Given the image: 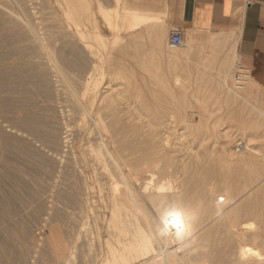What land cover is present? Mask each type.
I'll use <instances>...</instances> for the list:
<instances>
[{"label":"bare ground","instance_id":"obj_1","mask_svg":"<svg viewBox=\"0 0 264 264\" xmlns=\"http://www.w3.org/2000/svg\"><path fill=\"white\" fill-rule=\"evenodd\" d=\"M69 1L68 2L67 0L64 1V3L66 2L65 6H68L66 7L68 8V11L70 8ZM97 4L99 5L97 6L98 9L101 11L100 12L101 20L106 21L108 23L107 26L109 25V29L115 32V30L119 26L118 23L116 24V22H118L117 21L118 18L121 17V13H118L116 11H113V12L107 11L108 9L106 10L105 8H103L102 4L100 3H97ZM62 5H64L63 2H62ZM55 7L57 8L58 11L62 12V9L60 8V6L59 7L55 6ZM97 7H96V13H97ZM75 8H78L80 14L85 16V19H83L85 20L84 22H88L90 26L88 25L87 26L89 28L91 27L92 29L86 38L93 39V40L95 39L101 40L100 38L104 37L102 35L101 28L93 25L92 15L94 14V12L92 8L91 0H77V4H74V6L71 9V15L73 14L72 16L74 17H75L74 13L76 10ZM63 11L65 10L63 9ZM80 14L78 17H80ZM133 14H135L133 15V21H132L133 23L131 25L129 24L130 26L128 29H125L129 33L134 32L140 26L139 16H138L139 14L138 15L136 13H133ZM67 17L68 16H66V18ZM70 19H67V20H70ZM75 19L73 20L77 21ZM83 20L81 19L80 22L77 21V24L79 23L82 25ZM72 23L74 24V22ZM144 24H146L145 21H143V25ZM29 26L30 28H32L30 24ZM79 27L83 29V27L81 26ZM79 27L78 26L75 27L77 28V30L75 31H77L76 33H78L81 38H84L87 32H85V35H84L83 30H80ZM124 27H126V25ZM33 35L37 40V36L35 35V33ZM79 35H78V38H80ZM39 38L41 39V37ZM88 39H87V42H88ZM93 40H90V41L94 43ZM105 40H104V43H106ZM115 42L119 43V41L117 40ZM104 43L102 42L103 45H105ZM87 45L89 46L88 43ZM92 45L90 46L93 47ZM95 46H97V44ZM44 47L43 49H45ZM97 48H94V49H97ZM44 51H43V54H44ZM47 53H49V51H47ZM92 53H91V56H93ZM95 53L97 54V52ZM181 54L182 52L179 51L178 49H172L169 51V55H167L166 57L167 59L166 63H168L167 64L168 69L171 68L173 70V71L169 70L170 71V77H169L170 81L169 82H170V85L174 87V89L184 87L183 83L185 80H183L182 76L177 72V70L178 71L180 70L177 69L175 71L176 67L178 68L176 64L183 58ZM235 57L237 58L236 59V62H237L238 57L236 55ZM150 60L151 59H149V61ZM77 61L75 62L78 63ZM152 64H154V61ZM152 64H151V67H152ZM164 64H165V61H164ZM155 65H156V62H155ZM51 66L53 67L52 78L55 77V79H52L51 81H53L54 84H57L55 86H57L56 88L58 89H60V87H62V89L64 87L67 88V91L69 92V101L67 102H70L72 105V106H68L69 107L68 109L63 104V102L66 103L65 101L59 103L60 105L61 103L63 105V106L61 105L62 108L60 105L59 106L63 110L62 112L66 116V119H70L71 117L75 121L74 126L71 124H70L71 126L68 124L67 125L65 124V126L63 125L64 126V128H62L63 137L61 138V140H63L64 144H73L75 146L74 148L76 149V161L78 164L77 167L79 168V170L77 169L79 173L78 174L79 175V182H78L79 185L77 189L79 199L77 198L76 199L77 201L79 200V202L76 203V205L72 208V211L74 213L72 214L70 213V216L68 215L69 217L64 216L63 223L65 222L67 218H69L67 220L68 222L65 223L66 227H64V229L63 227H59L60 226L59 224L58 226L53 225V226H50L49 228L48 238H45L46 240L49 239V241L48 240L47 241L51 243L49 244L48 242H46L47 245L50 247V248L48 247L50 250L49 253H50V258H51L49 260L51 261L49 264H72L73 261H76V264H264V159H262L264 158V153H263V150H259V148H256L255 146L251 145L255 143L253 142V139L255 137L252 139L253 136L249 137L250 134L249 136L246 137L244 133L240 132L242 135L245 136V138H248V139H244L246 144H243L241 141V143L243 144L242 149L238 150L235 147L237 151L236 150L234 151V149L233 150L231 149L230 145H229L230 147H228L229 149H226L227 147L225 148L224 146H222L221 148H219L220 146L219 147L216 146L217 149L219 148L218 150L221 149L223 152V154H220V155H218L219 153L217 152V155L219 156V157L217 156L218 158H215L216 156L213 158V155L216 154V150L215 152H212L214 153L212 156L210 153L204 156L196 154V153H194V155L191 154L190 152L192 151L196 152L192 149H189L194 144L191 146H187L188 149L191 150L189 151V153L186 151L187 148L185 146L184 150L186 151V153L182 149L183 153L181 152V155H177L179 153L178 151L181 148L178 150L180 146L178 148L176 147V144L180 140H179V137H175L177 135H174V134H177L178 132L176 133L175 132L176 130L172 131L171 129L173 128L170 129V127L172 126V125L170 126L172 121L173 123H175L174 121L177 120L176 117L172 113L162 114V113H159L160 110L157 111L158 109L157 110L155 109V111H157L155 112L154 109H151L148 106H146L145 108L143 107V109L141 110L138 109L136 113L133 112V114L129 110H127L126 112V110L119 108V105L121 104L119 105L116 104L115 97H114L115 94L111 92L112 87H109V89L105 88V91L99 94V101L96 106L97 94L99 90L101 89L100 85H101L102 79L95 78L97 77L96 75H94L96 74V72L94 71L95 68L93 70H90V71H94L95 72L94 74L93 72H90L89 69H87L88 72L85 71L86 74L84 73L85 75L82 81H79L80 84L78 83L79 88L76 89L77 86L74 84L75 85V88H74L73 84L70 83L69 80L67 79L66 77L67 75L65 76L59 70L57 65L52 64ZM157 68H158V65L156 69ZM238 68L239 66L236 67L234 65L233 68L229 69V72L227 73V75H224L226 82L223 85L225 86L227 90L226 93H229V96L233 101L236 102L240 100L241 102L242 101L247 102L248 101L247 97H251L255 86H258V87L260 86L251 78L249 74H248L246 83L240 82V75L238 74V71L237 72L234 71L235 69L238 70ZM106 71L108 72V70ZM119 73L115 74V77L113 78L122 80V78L119 76ZM97 75L99 74L97 73ZM107 75L109 74H106V77L109 78ZM100 76L102 77L101 73H100ZM104 77H105V74H104ZM164 83L165 82L161 81L162 85ZM58 89L54 92L53 94L54 97H59L58 95L59 93H62V94L64 93L61 91L62 89L60 90L61 92H59ZM113 89L115 88L113 87ZM0 90L2 91V89ZM119 90H117L118 92L116 91L117 97L122 96V94L124 93V90L120 92ZM230 94L232 95V97ZM61 99L63 100L62 97ZM134 100H137V99H134ZM121 106H123V104ZM18 107L19 106L17 105V110H15V111H18L17 113L18 121L19 120L24 121L23 117L25 116L22 115L23 111L22 109H19ZM53 109L51 108V110ZM57 109L59 110V108ZM128 112H130L131 114H128ZM196 114L198 115L199 113H196ZM44 116H46V113ZM167 117L170 120V122L169 120L166 121L165 118ZM191 117L192 115L186 119H184L185 117L184 118L180 117L179 120H182L185 123V126H184L185 128L184 127L183 128L186 129V131L189 130L199 135L197 139L199 145H202L208 139L210 140L214 139L217 141L218 134L222 130L225 129V127H223V124H222L221 129H217V125L214 124V123H217L216 121L214 123H210L208 122L207 119H202L201 117L197 118L198 121H195L193 120V117L192 119H190ZM32 119L34 120V118ZM2 124L3 122L0 123V125ZM239 124H241L242 125V126L240 125L241 128L244 129L243 124L242 123H239ZM46 125H47V122H46ZM8 126L9 125H7V128ZM22 128L25 129L24 127ZM1 131L2 129L0 128V132ZM22 131L23 130L19 131L18 129L17 135L19 136L21 135L22 137H24L23 133L25 131L24 132ZM52 131L51 133H49L50 137H48L49 134L46 135V137L49 138L48 139L49 141H51L50 138L52 139V137L53 138L55 137L52 135L53 134ZM172 132H175V133L173 134ZM184 133H185V130H184ZM195 133L193 134L195 135ZM181 134L182 132L180 133V135ZM222 134L225 135L226 137V132ZM184 135L185 134L180 136L181 139ZM227 136L229 138L230 135H227ZM220 138H223V137L221 136ZM186 140H187V137H186ZM54 141H56V139ZM42 142L43 141H40V143L39 142L38 143L41 145ZM181 142L183 141H180V143ZM223 144L224 143H222V145ZM40 145L38 146L39 148H40ZM68 146L69 145H67V147ZM81 146L83 147L85 151L84 156H82L79 151V148ZM65 147L66 145L63 146L62 148H65ZM174 147L176 148L174 149ZM182 148H184V146ZM213 148L215 149V147ZM36 150H38L37 147H36ZM205 150H208V149H205ZM50 151L53 153L55 157L56 154L54 153V151L52 150ZM59 154H61V152L57 153L56 157ZM59 157L57 158L58 160H60ZM61 159L62 160L64 159L63 162L66 163L65 158H61ZM71 159H73V157H71ZM62 160H60V164ZM73 160L70 161L71 164L72 162H74ZM73 165L75 164L73 163ZM62 167H64V165H62ZM64 170L65 169L63 168L62 170L63 172L67 171V170L65 171ZM86 170H89V171L86 172ZM58 173L56 171V174ZM0 174L2 175V173ZM71 177H72V174H71ZM1 178H0V181H2ZM70 179L71 178H69V180ZM75 179H77V177ZM51 180L52 179H50V181ZM74 182L75 181L73 180V183ZM54 183L55 182H53V185H51V190H48L49 196L48 197L45 196L46 199L48 198L46 200L47 201L46 203L50 202V198L52 199L54 195H56L55 199L57 197V194H60L61 196H63L61 194L62 192L57 193V194L54 193L55 191L53 192V190L56 189V186L54 185ZM73 183L71 184L69 183L67 185L69 186V185H72ZM3 185L0 184V186H3ZM64 185H66V183ZM6 187H8V185H6ZM10 187H13V186H10ZM8 189L9 188H7V190ZM7 190L5 189L6 192ZM9 190H11V188ZM70 191L68 190L67 192H70ZM73 191L74 190H72V192ZM1 193H3V191L2 192L0 191V195ZM7 193L12 194V192H7ZM63 193L65 194V192ZM39 194L41 195V193ZM52 194L54 195L52 196ZM69 197H70V194H69ZM7 198H8V201L10 200L11 202V199H9L8 196ZM2 199L4 198L2 197ZM55 199L53 198L52 201H54ZM8 201L4 200V202L2 203H7ZM55 203H57V200H55ZM2 205H5V204H2ZM51 206L49 207L51 208ZM1 210H2V207H1ZM7 210L8 209H6V211ZM173 210H179L183 212L186 217L192 218V221H193L192 229L189 234L177 237L174 232L171 234H165L161 232L160 230L161 218L163 217L165 213L169 211H173ZM3 211L5 210H2L1 213H3ZM9 211L10 210H8L7 212H4L3 214L8 213ZM23 212H21V214H23ZM9 213H8L7 219L10 217ZM3 216L5 215H2L0 217V220L1 218H3ZM15 218L13 217V220ZM4 219H6V217L3 218V220ZM11 220H12V215L9 221ZM15 220L17 222V219ZM51 220L55 221V223L57 221L61 222L60 220H57V221L55 219H51ZM40 222H42L41 224H43V221H40ZM2 224L5 225L4 221L2 222ZM10 225L13 226L12 224ZM6 227H7V223H6ZM6 233L4 234L6 235ZM8 235L10 236V234ZM3 236L4 235H2V237ZM10 237H13V236H10ZM30 264H34V263L32 262ZM35 264H44V263L39 262Z\"/></svg>","mask_w":264,"mask_h":264},{"label":"rangeland","instance_id":"obj_2","mask_svg":"<svg viewBox=\"0 0 264 264\" xmlns=\"http://www.w3.org/2000/svg\"><path fill=\"white\" fill-rule=\"evenodd\" d=\"M64 1L65 0H62L64 4L62 5L61 0H58V1L56 0L55 1L54 0H0V77H1L0 78V81H1L0 89H2V91L4 90L3 92L0 90V109H1L0 118L2 119V120L0 119V123L3 122V124L0 125V128L2 129V131L0 132V166H1L0 168L1 169L3 168L2 170L0 169V173H2V175L0 174V178L2 177L1 178L2 181H0V184L5 185V186L3 185L4 188L3 186H0V189L2 188L0 191L1 192L3 191V193H1L0 195V203L1 205L5 204V205H2V206L0 205V206L2 207V210H5L3 211V213L10 210L9 211L10 213L8 212L10 214V217L8 218L9 220L11 219V215H12V220L9 221L7 219L8 213H5V214L1 213L2 210L0 207V213H1L0 217L2 215H5L3 216V218L6 217V219L3 220V218H1L0 220L1 224L3 221L5 224V225L0 224V230H1L0 231V264H9V263L17 264V262L18 264H26V263L28 264V262L29 264L32 262L34 264L39 263V262L40 263L42 262L44 264H49L51 262L49 261L51 259L50 253H49L50 247L46 243L49 241V239H47L48 241L45 239V238H48L49 228L50 226H53V225L58 226L59 224L60 225L59 227H63L64 229V227H66L65 223H67L68 222L67 220L69 219V218L66 219V217H69L70 213L71 214L74 213L72 211V208L76 205V203L79 202V200L77 201V199H79L78 190H77L78 185H79L78 183L79 182V175H78L79 168L77 167L78 164L76 161V149L74 148L75 146L73 144H64L63 140H61V138L63 137L62 128H64L65 124L66 125L71 124L74 126L75 121L71 117L70 119H66V116L64 115V113L62 112L63 110L61 109L63 105L61 103L62 105L61 106L59 103L65 101L66 103L63 102V104L68 109H69L68 106H72V105L70 102H67L69 101V92L67 91V88L64 87L62 89V87H60V89H58L56 88L57 86H55L57 84H54V82L51 81L52 79H55V77L52 78L53 76L52 74L53 67L51 66L52 64L57 65L59 70L65 76L67 75L66 76L67 79L69 80L70 83L73 84L74 88H75V85L77 86L76 89L79 88L78 86V83L80 84L79 81H82L84 75L86 74V72H88L87 69H89L90 71L95 68L94 71L96 72V74H94L95 73L94 71H90V72H93V74L97 76L95 77L96 79H102L101 85H100L101 89L99 90L97 94L96 106L99 101V94L101 92H104L105 88L109 89V87H112L111 92L115 94L114 97H115L116 104L117 105L123 104V106L119 105V108L126 110V112L127 110H129L133 114V112L136 113L138 109L141 110L143 109V107L145 108L146 106H148L151 109H154V111L155 109L156 110L158 109L157 111L160 110L159 113H162V114L172 113L176 117L177 120L174 121L175 123H173L172 121V123L170 124V126L172 125L170 129L173 128L171 129L172 131L176 130L175 132L176 133L178 132L179 134L178 133L174 134L175 132H172V133L174 135H177L175 137H179L180 141H183L181 143L179 140H178L179 141L178 143L176 142L177 143L176 147L178 148L180 146L178 150L181 148L178 151L180 154L177 152L178 153L177 155H181V152L183 153V150L185 149V146H186L187 148L186 151L188 153L189 151H191L189 149L196 151V152H193V151L190 152L193 155L194 153H196V154L204 156L210 153L212 156L214 154L212 152H215L216 150V154L213 155V158L215 156H216L215 158H218L219 157L218 155L223 154L221 149L218 150L222 146H224L225 148L227 147L226 149H229L228 147L231 146V149L232 150L234 149V151L235 150L237 151V149L238 150L242 149L243 144H246L244 139H248V138H245V136L247 137L249 136V134H250L249 137L253 136L252 139L255 137L253 139V142L255 143L251 141L253 144L251 143L250 144L252 146H255L256 148H259V150H263V153H264V148H263L264 147V88L255 86L251 97H247L248 98L247 102H244V101L241 102L240 100L235 102L230 98L229 93H226L227 90L225 86L223 85L226 82L224 75H227V73L229 72V69L233 68L234 65L236 67L239 66L238 70H236L237 69L236 68L234 71L236 72L238 71V74L240 75V82L246 83L247 77L249 74L248 66L246 65L244 60L242 59L239 60L238 58L236 62L237 58L235 57V54H233L231 51V46L233 45L235 41L233 37H229L228 35H225L224 33H217V34L195 33L192 35L191 32H187L184 38L185 45L181 48H178V50L182 52L181 55L183 58L177 63L178 65L176 64L178 68L176 67L175 69V71L177 69L180 70V71L177 70V72L182 76L183 80H185L183 83L184 87L174 89V87H172L169 82L170 81L169 80L170 71H173V70L171 68L168 69L167 67L168 63H166L167 62L166 57L167 55H169V51L172 50L167 46V42L163 45H160V44L158 45L157 43L158 42L160 43V41L151 40L150 41L151 46H143L140 48L138 46L139 40L138 38L133 37L134 35L133 33H129L126 30L125 32L127 33V37L126 38L123 37V33H124L123 15H121L122 18L119 17L117 20L118 22H116V24L118 23L119 26L115 30V32L109 29V25L107 26L108 23L106 21L102 20V22H99L98 18H100L101 20V13H100L101 11L97 7L99 5L97 4L96 0H91L93 12H94V14L92 15L93 25L101 28L102 35L106 38V40L104 37L100 38L101 40L95 39L96 41L93 39H88L86 37L89 34V32H91L92 29L91 27L90 28L88 27L90 26L88 22H84L85 20L83 19H85V16L80 14L78 8H75L76 10L74 13L76 19L74 16H72L73 14L71 15V9L74 6V4H77V0H70V1L67 0V2L69 1V4H70L69 6L70 12L68 11V8H66L68 6H65L66 2L64 3ZM55 6H58V7L60 6V8L62 9V12L58 11ZM96 7H97V13H96ZM119 7L121 6L119 5ZM63 9L65 11H63ZM68 12L70 13V15ZM79 14H80V17H78ZM65 15L68 17L66 18ZM77 17L80 20L81 19L83 20L82 25L79 23L77 24V21L80 22V20ZM126 17L128 20L130 18V15L127 14ZM72 18L77 21H74ZM67 19H70L71 21ZM72 22H74V24ZM29 24L31 25L32 28H30ZM127 24L128 25L126 29H128L130 26L129 23ZM77 26L83 27V29H81L80 27L79 29L83 30L84 35H85V32H87L84 38H81L80 35L76 33L77 31L75 30H77V28L75 27ZM32 32L35 33V35L37 36V40L39 39L38 41L36 40V38L33 35L34 33ZM78 35L80 38H78ZM39 37H41V39ZM87 39H88V42H87ZM90 40H93L94 43H92V41ZM104 40L106 43H104ZM116 40L119 41V43L115 42ZM100 41H102L106 46L103 45L102 42ZM87 43L89 44V46L87 45ZM96 44L97 46H95ZM90 45H92L93 47H91ZM43 47L45 49H43ZM94 48H97V49H94ZM155 49H157L158 51ZM44 50L49 51L50 54L47 53V51L45 52ZM43 51H44V54H43ZM94 51L97 52L98 55ZM140 51H142L143 53H140ZM90 52L91 53L93 52L92 53L93 56H91ZM78 56L81 58H79ZM148 58L151 60L149 61ZM75 61H77L78 63H76ZM153 61H154V64H152ZM157 61L158 63L160 62L159 63L160 65L157 63ZM164 61H165V64H164ZM155 62H156V65H155ZM151 64H152V67H151ZM157 65H158V68H157L158 70L156 69ZM110 67L111 69L113 67L114 68L111 70ZM106 70H108V72ZM109 71L110 72L113 71V72L110 73ZM97 73L99 75H97ZM100 73L102 74V77L100 76ZM118 73H119V76L122 78V80L113 78L115 77V74H118ZM104 74H105V77H104ZM106 74H109L107 75L109 78L106 77ZM165 76H167L168 78ZM161 81L165 82L163 84L164 86L161 84ZM74 82H76L77 84ZM113 87L115 89H113ZM57 89L59 90V92L62 91L64 93L63 94L59 93L58 94L59 97H54L53 94ZM117 90H119V92L124 90V93L122 94V96L117 97L116 95L118 92ZM60 95L63 98V100L61 99ZM134 99H137V100H134ZM144 101L145 102L147 101V102L145 103ZM1 102L2 103L4 102V103L2 104ZM17 105L19 106L18 108L22 109L23 111L22 115L25 116L23 117L24 121L23 120L18 121V117H17L18 111H15L17 110ZM59 105L61 106V108ZM46 106L48 107L51 106V107L48 108ZM51 108L52 109L54 108V109L51 110ZM57 108H59V110ZM130 112H128V114H131ZM45 113H46L47 118L46 116H44ZM196 113H199V114L197 115ZM24 114H26L27 116ZM189 115L190 116L192 115L193 120L195 121H198L197 118L199 117H201L202 119H207L208 122L210 123H214L216 121L217 123H214V124L217 125V129H221L222 124H223V127H225V129L219 133L223 138H220L221 136L218 134V140H217L218 142L214 139H211V140L208 139L202 145H199L198 140H197L199 135L189 130L186 131V129H184L185 123L182 120H179L180 117L181 118L185 117L184 119L189 118L190 117ZM14 116L16 117V119ZM192 117L190 119H192ZM32 118H34V120ZM51 118H53L54 120ZM232 118L233 119L235 118V119L233 120ZM165 119L166 121L169 120L168 117ZM26 121L28 124L26 123ZM46 122H47V125H46ZM239 123L243 124L244 129L241 128L242 125ZM29 124H31L32 126ZM7 125H9L8 128H7ZM22 127H24L25 129H23ZM18 129L19 131L23 130L22 132L25 131L23 133L24 137H22L21 135L20 136L17 135ZM51 129L54 131H52ZM184 130H185V133H184ZM51 131L53 132L52 135L55 137L54 138L52 137V139L50 138L51 141H49L48 137H50L49 133H51ZM181 132H182L181 135L185 134L187 136L184 135L181 139L180 137ZM225 132H226V137L225 135L222 134ZM240 132L244 133L245 136L242 135ZM193 133H195V135ZM47 134H49L48 137H46ZM227 135H230L229 138ZM186 137H187L188 142L186 140ZM38 138L40 141H43L41 143L42 146L39 144L40 141L38 140ZM55 139L56 141H54ZM241 141L243 144L241 143ZM222 143H224L226 146L224 144L222 145ZM38 144L40 145V148L38 147L39 146ZM236 144L237 145L240 144L241 146L239 145L240 146L239 147ZM65 145L66 147L62 148ZM67 145L69 146L67 147ZM191 145L193 146L188 149L187 146H191ZM183 146L184 148H182ZM216 146L217 147L220 146V147L217 149ZM36 147L38 150H36ZM176 147H174V149ZM213 147H215V149ZM205 149H208V150L210 149V150L208 152V150H205ZM50 150L54 151L56 155L57 153L61 152V154H59L60 157L59 155L57 157L55 155L56 157L55 158L53 153ZM46 151L48 152V154ZM79 151H80V154L84 156L85 151L82 146L79 148ZM217 152L219 153L218 155H217ZM58 157L60 158V160H62L61 158H65L66 163L63 162L64 160L63 159L60 164V160L57 159ZM71 157H73L74 160L71 159ZM70 159L74 161L72 162V164L70 162L71 161ZM73 163L75 165H73ZM62 165H64V167H62ZM63 168L67 171L63 172L62 171ZM56 171L57 173L59 171V173L56 174ZM88 171L89 170H86V172ZM62 174L63 175L67 174V175L63 176ZM71 174H72V177H71ZM76 177L77 179H75ZM69 178L71 179L69 180ZM50 179L52 180L50 181ZM62 180L63 182L66 183V185H64L65 183H63ZM73 180L75 181L74 183H73ZM53 182H55L54 185L56 186V189L53 190V192L55 191L54 193L56 194L62 192L61 194L63 196H61L60 194H57V197L55 199L56 195L52 194V196L54 195L53 198L57 200V203H55V200L52 201L53 198L52 199L50 198V202L46 203L47 202L46 200L48 198L46 199L45 196L47 197L49 196L48 190H51V185H53ZM69 183L70 184L73 183L72 184L73 186L72 185L68 186L67 184ZM6 185H8V187H6ZM10 186H13V187H10ZM7 188L9 189L11 188V190L8 189L9 190L8 191ZM5 189L7 190V192H12V194L7 193ZM39 190L40 191L42 190V191L40 192ZM68 190L69 191L71 190V191L67 192ZM72 190L74 191L72 192ZM63 192H65V194ZM39 193H41V195ZM69 194H70V197H69ZM7 196L9 197V199H11V202L10 200L8 201ZM2 197L4 199H2ZM4 200L8 202L2 203L4 202ZM44 201L46 204L44 203ZM48 205L49 206L52 205L53 206V207L51 206L52 209ZM6 209L8 210L6 211ZM20 211L21 212L24 211L23 212L24 215L21 214ZM64 216H66L65 217L66 220L63 223ZM13 217L14 218L17 217L15 218L17 219V222L15 219L13 220ZM51 219H55L56 221L60 220L61 222L57 221L55 223V221ZM40 221H43V224H41L42 222ZM9 222L13 226H11ZM6 223H7V227H6ZM44 227H46L47 229ZM6 232L10 234V236H13L14 238L10 237ZM4 233H6V235ZM2 235L4 236L2 237ZM48 243L51 244L50 242ZM73 263L76 264V261H73L72 264Z\"/></svg>","mask_w":264,"mask_h":264},{"label":"crops","instance_id":"obj_3","mask_svg":"<svg viewBox=\"0 0 264 264\" xmlns=\"http://www.w3.org/2000/svg\"><path fill=\"white\" fill-rule=\"evenodd\" d=\"M96 1L107 11L123 15L124 38L127 37V23H133V13L139 14L140 26L135 33H130L138 38L140 48L151 46V40L160 41L158 45L165 44L173 31H180L184 38L187 32L192 35L224 33L233 37L232 53L244 60L251 78L264 88V0H250L249 3L246 0ZM126 13L131 14L128 20ZM143 21L146 24L143 25Z\"/></svg>","mask_w":264,"mask_h":264},{"label":"clouds","instance_id":"obj_4","mask_svg":"<svg viewBox=\"0 0 264 264\" xmlns=\"http://www.w3.org/2000/svg\"><path fill=\"white\" fill-rule=\"evenodd\" d=\"M169 212H173L174 215H168ZM163 215L167 216L168 223L166 224L163 217L160 221V230L162 233L171 234L175 233L177 237L187 235L192 229V218L186 217L185 214L179 210L169 211Z\"/></svg>","mask_w":264,"mask_h":264},{"label":"built area","instance_id":"obj_5","mask_svg":"<svg viewBox=\"0 0 264 264\" xmlns=\"http://www.w3.org/2000/svg\"><path fill=\"white\" fill-rule=\"evenodd\" d=\"M247 3L250 2V0H246ZM185 45L184 36L180 31H173L169 34V37L167 39V46L170 49H178Z\"/></svg>","mask_w":264,"mask_h":264},{"label":"snow or ice","instance_id":"obj_6","mask_svg":"<svg viewBox=\"0 0 264 264\" xmlns=\"http://www.w3.org/2000/svg\"><path fill=\"white\" fill-rule=\"evenodd\" d=\"M221 199H223V198H221ZM168 215H174V213L173 212H169ZM163 219H164L166 224L169 222L168 219H167V216L163 217Z\"/></svg>","mask_w":264,"mask_h":264}]
</instances>
